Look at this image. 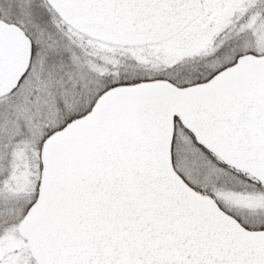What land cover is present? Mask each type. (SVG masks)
<instances>
[{"label": "snow or ice", "instance_id": "6c2138e0", "mask_svg": "<svg viewBox=\"0 0 264 264\" xmlns=\"http://www.w3.org/2000/svg\"><path fill=\"white\" fill-rule=\"evenodd\" d=\"M0 264H264V0H0Z\"/></svg>", "mask_w": 264, "mask_h": 264}]
</instances>
